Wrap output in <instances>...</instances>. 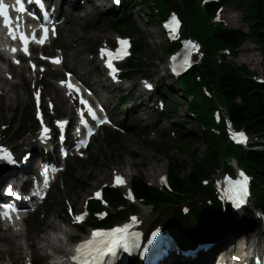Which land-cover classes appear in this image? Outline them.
Listing matches in <instances>:
<instances>
[{"label":"rangeland","instance_id":"rangeland-1","mask_svg":"<svg viewBox=\"0 0 264 264\" xmlns=\"http://www.w3.org/2000/svg\"><path fill=\"white\" fill-rule=\"evenodd\" d=\"M57 1L60 3V1L63 0ZM108 1L109 0H104V2H101L100 0H91L90 3L88 1V3L80 6V4H78V2L76 3L75 0H64L63 6L69 12L70 21L64 27L62 38L59 40V43L68 48L66 50L67 66L74 69L78 74L84 76V78L88 81L89 79H96L93 77L95 70L92 63L89 62L91 52L94 51L92 46L94 45V48H96L97 44H100L105 40H111L115 36V33H113L114 31L108 26V23L105 20H102L98 15L100 11L107 9ZM160 4L161 2H157L158 6ZM140 9H142V11ZM147 12L148 5L141 4V6L135 7L134 12L131 14L139 23L140 28L143 31V35L149 43V45L144 49L143 55L148 59L147 61L151 65L153 75L156 78H159L164 75L165 72L161 65L165 58L164 48L161 47L165 42V37L159 23L150 24L146 22V16L143 13ZM244 13V9L237 3H230V5L225 7L221 12L224 18L230 19H227L226 24L229 25L228 27L241 28L248 31V25L243 20ZM199 19L201 21L199 26H204L205 24L202 22V18L200 16ZM91 21L96 23V27L89 29L87 26ZM135 39L137 41L139 36H135ZM240 47L242 49L240 50L238 56L232 60L235 62L237 61L238 63L243 62L258 73L264 75V57L262 51L258 49L257 44L252 39H249L248 41L243 42ZM153 64L161 65V67L156 68V65L154 66ZM27 75L28 73L24 71L22 76L14 77L12 80L7 78V81L0 86L1 88H5L8 94L6 98L2 97V103L0 102L1 124L8 123L16 103L22 101L23 104L28 106L31 88L28 84V80L24 79ZM5 76L6 75H4V77ZM139 77L140 75L136 74L135 78L131 81H134ZM10 81L18 82V89L20 92L19 96L16 95L13 90V84ZM96 85L98 86V84ZM47 90L51 96H60L59 92H55L53 84H51ZM122 95H124V92H119L118 90L112 92L111 94V96L117 97L116 100H118V98ZM134 95H136V93H134ZM133 98L135 99L134 96ZM171 101L172 114H176V117L179 119V123L172 127L166 135H160L156 138V140L159 141V143L162 142V147L170 148L172 150V159L176 158L179 161L178 166L182 175H188L190 172V164L181 155L179 149L176 148L179 145L180 137L174 138L171 131H177L179 134L182 132L187 137L189 136V132H191L190 134H194L200 156L203 154L207 139H203L201 137V133L194 123V118L192 116L188 117V114L186 113L187 103L185 99H179L178 101L171 99ZM127 107H131L130 102H128ZM124 109L126 108L124 107L121 111ZM124 114L125 113L121 112L119 117L121 120L124 118ZM131 117L135 118V115L131 114ZM147 122L148 121H143L139 123V125L145 126ZM128 123L129 122L126 123L127 126ZM26 139H30V136L26 137ZM118 141L119 143L116 147H111L107 145L106 138L104 139L103 135H100L90 149V157L87 160H73V162L69 164L71 168L77 170L76 174L72 177L70 172H68L67 175H64L66 182L65 188L62 190V188L57 186L58 188L54 190L52 196L45 205V209L48 213L47 217H41L38 219L34 218V220L32 219L30 222L31 236L34 231H37V235L41 237L42 234H46L50 229L59 231L62 229V225H68L67 214L64 211L66 196H68L71 202L77 206L78 210H81L84 199L91 194L94 188L101 186L105 182H111L113 170L123 173L131 171L133 173V178L141 173L147 181L152 184H156L158 183L159 177H157L155 182H152L149 178V173H153L154 170H162L165 172L167 171L169 163L172 162L171 159L169 161L163 153L147 148L144 145V140L141 136L137 137L132 134L126 136L121 134V136L118 137ZM15 143H18L20 148L24 145H22L23 142L16 141ZM22 153L23 149L20 150L19 155ZM133 154H135V156ZM233 163L235 162L233 161ZM219 167H222V163L219 164ZM82 182L85 183V187L81 185ZM138 211H141L143 216L146 215L148 222H150L152 212L149 207H140ZM166 211L167 210H165V214H167ZM232 225L233 224L230 223V226ZM237 229L239 228H236V230ZM69 232L70 234H74L77 231L72 228L69 229ZM75 239L76 237L73 240ZM236 239L237 236H235L234 241H236ZM237 243L238 242H236V244ZM33 247L35 249L36 261L44 258L46 260V264H55L54 258H51L50 255L47 256L45 250H41L37 247V245H34ZM5 255L10 254L7 251L3 252L0 249V261L3 260Z\"/></svg>","mask_w":264,"mask_h":264},{"label":"trees","instance_id":"trees-1","mask_svg":"<svg viewBox=\"0 0 264 264\" xmlns=\"http://www.w3.org/2000/svg\"><path fill=\"white\" fill-rule=\"evenodd\" d=\"M146 2V0H143ZM169 1V0H168ZM177 8L183 10L185 16L189 17L188 21L192 24V31L197 35H201L202 38L207 39L208 42V52H210L211 58H206L205 64L206 68L203 72V77L205 82L211 84L215 87L221 95L220 102L225 106L230 114L231 119L237 127H246L249 131H254L260 134H264V83L255 81L249 74V71L245 67H235L226 60L218 61L216 59L217 50L227 47H237L243 44V42L252 39L257 46L261 49L264 55V0H222V3H237L241 8L244 9L243 20L248 25L249 30L244 29H232L229 30L225 26L221 25L214 29L213 27H207L206 25L200 27L201 23L199 19V13L197 7L195 6V0H172ZM171 3H166L163 1V10L160 14L164 16L165 12L172 7ZM220 3L211 2L207 3L204 8L205 18L210 15L215 14L216 8ZM123 9L121 12L116 13V19L118 23H125L128 28L134 33H138L141 37V43L148 42L143 37V31L137 24L135 19H132L130 12L134 5L132 0H124ZM151 14L148 17V21L154 23L156 22L153 11L150 10ZM101 15H108L107 12H101ZM129 65L135 69L137 73L147 72L152 74L149 64L144 60L143 56L133 57L130 60ZM194 80V73H190L188 77H185L181 84L184 85L186 91L192 90L193 85L191 84ZM168 92L172 94V90L169 88ZM199 104L198 100L196 102ZM194 104L192 107L193 111H196L198 115V123L207 128L208 130L203 131L202 136L208 140L206 141L207 147L204 149L202 156L199 155L197 142L194 137H188L184 140V144L180 147L179 152L185 158V160L190 164V172L188 175H182L179 170L178 164L169 163V173L170 182L177 188L185 192L186 197L196 196L204 190L201 183V178L207 174L210 168L213 167L214 160L216 159L217 149L221 148V143L226 144V134L224 123L220 124L219 127L222 131V135H218L217 132L213 131L211 127L215 124L214 118L211 114L213 108L207 109L206 112H200L198 105ZM109 146L116 147L118 145V140L114 137L108 140ZM147 148L154 149L158 152L157 148L151 143L145 145ZM227 149H229L233 154H235L238 160L247 168V170L253 174L255 189L259 192L258 197H260L259 204L264 205V149H244L242 147H236L227 144ZM168 159L172 160L171 152L162 151ZM76 174V170L72 171V176ZM84 187V182L81 183ZM134 190L136 194L140 195L142 198L153 201L160 204L166 199L179 200L180 197H170L165 193H162L157 188L150 187L145 182L144 175L140 174L134 178ZM117 191H109L111 197ZM212 197L213 194L210 192ZM114 198L122 197L120 192H117ZM113 202L116 201L112 198ZM95 205V203H92ZM216 205H207L203 208V214L192 209V214L197 219H202L206 217H216ZM172 211L177 214L173 219L170 218L169 226L174 227L180 240H187L188 229L182 227V215H180L179 208L177 206L173 207ZM119 217L113 215L110 218L113 220ZM207 235H210V230H207Z\"/></svg>","mask_w":264,"mask_h":264},{"label":"snow or ice","instance_id":"snow-or-ice-1","mask_svg":"<svg viewBox=\"0 0 264 264\" xmlns=\"http://www.w3.org/2000/svg\"><path fill=\"white\" fill-rule=\"evenodd\" d=\"M16 5L19 7L15 9V11L19 13H25L26 7L25 4H31L35 3L41 10L44 9V0H15ZM32 15H35V13H32ZM0 17L3 18V24L8 27L9 33H13V21L12 17L9 14L8 5L4 3V0H0ZM43 19L48 20L49 16L47 11H43ZM19 21V17L17 18V23ZM172 23L175 25L177 23L176 18L172 17ZM43 28V36L39 39H37L36 35L33 33L31 37L27 35L24 32L19 33V39L22 41L24 47L23 51L25 53H28V45L30 40L37 42L39 44L45 43V40L47 39L49 29L47 26L42 25ZM15 35H13V39H15ZM127 41H121V44H126ZM13 51H16L13 49ZM109 56H111V53H108ZM119 55V54H117ZM18 62V61H17ZM55 63H59V58L54 59ZM189 60L187 57L184 59V64H188ZM109 68H112V64L109 63ZM113 72H115V69H113ZM63 83V81H62ZM147 87H151V85H146ZM67 87L69 89L75 88V85H73L71 82H68ZM76 91L79 92V88H76ZM37 99H39V92L36 93ZM81 104L87 105V101L81 100ZM85 117H88L89 119H86ZM90 122L95 123H104L105 120L101 119L97 113L93 110L91 106L87 107L86 112H81V118L80 123L85 126L87 129V132L89 135L92 134L93 128L89 126ZM58 127L63 129L66 125V121H58ZM49 129L45 128V138H47V134L49 133ZM241 136H243V133H240ZM85 141H80V146H83ZM6 151V150H5ZM4 159L11 160V154L9 153L7 157H3ZM14 162V161H12ZM45 184H47V179L44 181ZM124 183V180L121 176L117 175L115 177V184H122ZM238 185H240V188L243 189V183L241 181L236 182ZM96 197H101V192L97 191L95 193ZM5 208L10 207L9 205H4ZM86 215V213H85ZM0 216L8 217L10 218V213L8 211H4L0 213ZM19 217H17L18 219ZM77 221L83 219V215H78L75 217ZM133 222H136V217L131 218ZM132 228V224H125L122 228H113L109 232H100V231H94L92 233V239L85 241L83 244L79 246L77 249L78 255L83 254L86 259L83 261V264H89L90 258L92 261V264H103L104 257L110 255L112 258H115L117 256V250L123 249L125 252H131L133 248L138 246V241L140 239V233L139 232H133L129 231V229ZM153 235H155L153 233ZM78 256H73L72 259H77ZM110 264V262H109Z\"/></svg>","mask_w":264,"mask_h":264},{"label":"bare ground","instance_id":"bare-ground-1","mask_svg":"<svg viewBox=\"0 0 264 264\" xmlns=\"http://www.w3.org/2000/svg\"><path fill=\"white\" fill-rule=\"evenodd\" d=\"M0 79H1V77H0ZM3 81V80H2ZM14 88H15V90H16V92H17V89H16V87L14 86ZM134 156H135V154H133ZM169 161H170V159H168ZM171 161H173L172 163L173 164H178L179 163V161L176 159V158H174V159H172ZM122 174H124V173H122ZM125 174H127V175H129V176H131V178L133 177V173L131 172V171H126V173ZM141 173H139L138 175H136V176H139ZM163 174H168V177H170V173H169V168H167V171H165V172H163L162 170H154V172L153 173H149V178H150V180L152 181V182H155L156 181V179H157V177H161ZM160 182V181H159ZM162 182V181H161ZM160 184V183H159ZM109 191H111V189H106V190H104V192H102V195L103 194H105V193H109ZM112 191H117V192H120V195H121V197L123 198V197H125L124 195H122V192H125V190H119V189H114V190H112ZM117 192L113 195V197H111L110 196V194H107V196L106 197H102V195H101V197H96V201L97 202H99L100 204H101V207H102V209L103 210H112V209H116V208H118L121 204H117V205H115V206H113V207H108V206H106V204L110 201L111 202V200H112V198L114 199V200H116V201H121L120 200V198L118 199V198H114L115 196H116V194H117ZM85 197V196H84ZM136 197V193L133 191L132 192V195H131V198H135ZM62 228V227H61ZM59 231H62V229L61 230H59ZM243 230L242 229H238L237 231H236V234H237V238H240L239 240H241V241H243V240H246L245 238H244V236L245 235H243ZM253 231H251V232H247V235H253V234H251ZM70 233V232H69ZM234 233H235V231H234V228H232L230 225H226V228H225V231H224V233H223V235H224V238H226V240L227 241H231L233 238H234ZM19 233H16L15 235H18ZM245 234V233H244ZM32 236H33V240H32ZM32 236H27L26 235V238L30 241V243H29V245L30 246H32V245H37V247L38 248H40L41 250H45L46 251V253H47V255L48 254H50L47 250H46V248H44V247H42L41 245H42V236L40 237L39 235H37V231H34V233H33V235ZM0 239H2V240H5V243L7 244V246L8 247H5V250L10 254V255H12V256H17L18 255V250L22 247L21 246V244H19L18 243V240H19V236H15V237H13V238H6V239H3V237L2 236H0ZM235 239V238H234ZM71 240V235L69 234L68 235V241H70ZM247 240H249V239H247ZM236 242V241H235ZM236 244V243H235ZM245 245V243H241V244H236L235 245V250H237V249H241V248H243V246ZM221 246H223V243H220L219 245H218V247H221ZM52 255H53V253H51ZM57 264H60V263H57Z\"/></svg>","mask_w":264,"mask_h":264},{"label":"clouds","instance_id":"clouds-1","mask_svg":"<svg viewBox=\"0 0 264 264\" xmlns=\"http://www.w3.org/2000/svg\"><path fill=\"white\" fill-rule=\"evenodd\" d=\"M69 226L62 225V231L50 229L46 234H42V247L51 254L56 251H69L70 243L68 241Z\"/></svg>","mask_w":264,"mask_h":264}]
</instances>
